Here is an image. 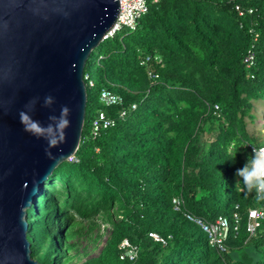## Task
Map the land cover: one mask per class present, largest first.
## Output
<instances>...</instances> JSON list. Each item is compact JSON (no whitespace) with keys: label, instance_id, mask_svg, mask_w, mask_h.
Wrapping results in <instances>:
<instances>
[{"label":"trees","instance_id":"16d2710c","mask_svg":"<svg viewBox=\"0 0 264 264\" xmlns=\"http://www.w3.org/2000/svg\"><path fill=\"white\" fill-rule=\"evenodd\" d=\"M146 6L134 31L101 42L103 53L91 52L85 62L92 87L84 80L78 161L58 165L26 210L30 257L61 264L74 247L66 244L74 227L110 225L98 255L83 264H264V217L252 236L245 230L247 211L264 213V201L246 194L235 176L253 148L264 147L254 124L264 114V0H146ZM248 50L250 68L242 62ZM146 56L150 62L140 66ZM101 90L121 104L103 105ZM98 113L114 124L93 138ZM238 145L244 146L233 160ZM175 197L182 202L177 212ZM183 212L206 223L221 216L231 228L232 214L239 221L221 252ZM123 240L136 250L132 261L118 258Z\"/></svg>","mask_w":264,"mask_h":264},{"label":"water","instance_id":"95a60500","mask_svg":"<svg viewBox=\"0 0 264 264\" xmlns=\"http://www.w3.org/2000/svg\"><path fill=\"white\" fill-rule=\"evenodd\" d=\"M117 13V0H0V264H39L26 210L78 148L84 65ZM65 106L68 124L60 126ZM33 121L41 127L25 130Z\"/></svg>","mask_w":264,"mask_h":264},{"label":"built area","instance_id":"2783aa9c","mask_svg":"<svg viewBox=\"0 0 264 264\" xmlns=\"http://www.w3.org/2000/svg\"><path fill=\"white\" fill-rule=\"evenodd\" d=\"M118 2V13L116 19L114 20L113 24L110 28L105 31L101 38V42L112 39L117 33L122 30L126 31H134L137 21L142 17L146 11V0H117ZM234 10L237 12L238 16H241L244 11H242L238 5L234 7ZM252 10H247V14H251ZM251 33V31H249ZM253 38H256V34L253 35ZM154 60H158L157 57H154ZM253 53L248 50L246 51L245 55L242 58V62L246 68H250L253 65ZM150 62L149 57H144L142 60L139 61L140 66H146V64ZM147 77L154 81L157 79V76L153 74L150 70L146 71ZM82 80L87 81V86L92 87V83L88 81V76L83 75L82 73ZM85 86V83H84ZM99 101L105 106H112V105H120L121 99L111 93L108 90H101L99 92ZM135 105H131L128 110L120 111L118 117L122 119L126 113L130 110H134ZM213 109L216 111L217 107L214 106ZM114 124L113 119L105 117L104 114L98 113L95 118L91 120L90 125V134L94 138L97 136L99 131L108 129L112 127ZM77 158L75 157V153L69 157H67V163H77ZM181 200L177 197L171 199V206L172 210L177 212L181 207ZM183 217L197 226L202 233L205 234L207 244L211 248H216L218 251H224V241L226 240L228 234L230 233V225L229 222L221 216H218L214 219L211 223H206L199 218H194L191 214L187 212H183ZM264 213L262 209L254 208L247 211V221L245 230L252 236L255 232V229L258 227L259 222L263 219ZM232 221L233 225L231 230L236 231L238 225V217L236 214H232ZM107 225L100 226V234H103L105 231L107 232ZM148 237L151 238L154 242L164 244V241L156 234L149 233ZM136 257V250L135 248L131 247L126 240L121 241L118 245V258L119 260L126 259L127 261H132Z\"/></svg>","mask_w":264,"mask_h":264},{"label":"clouds","instance_id":"9594fccd","mask_svg":"<svg viewBox=\"0 0 264 264\" xmlns=\"http://www.w3.org/2000/svg\"><path fill=\"white\" fill-rule=\"evenodd\" d=\"M53 98L48 96L45 98L44 106H50ZM68 108L62 107L61 117L59 118L60 126H65L68 121L65 114L68 112ZM21 123H24L28 119L27 114L24 112L20 113ZM58 118L56 116H49L50 121H56ZM41 127L38 122L33 121L25 130H36ZM244 145H238L236 151L232 157L234 160L238 148ZM237 177L236 184L242 185L243 190L246 194L253 195L257 202L264 201V147L253 148L251 156L246 160L244 165L237 169L235 172Z\"/></svg>","mask_w":264,"mask_h":264},{"label":"rangeland","instance_id":"374dc122","mask_svg":"<svg viewBox=\"0 0 264 264\" xmlns=\"http://www.w3.org/2000/svg\"><path fill=\"white\" fill-rule=\"evenodd\" d=\"M104 47V44H99L97 48L92 50L93 55L102 54ZM254 124L264 134V114L260 115ZM107 226V232L105 231L103 234H100V226L93 229H87L86 226L71 228L74 234L67 239L66 244L74 247L65 250L66 259L63 260L64 262L61 260V264H83L86 260L95 258L111 231L110 225Z\"/></svg>","mask_w":264,"mask_h":264}]
</instances>
